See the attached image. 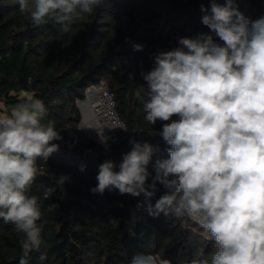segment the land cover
Returning a JSON list of instances; mask_svg holds the SVG:
<instances>
[{"label":"clouds","instance_id":"1","mask_svg":"<svg viewBox=\"0 0 264 264\" xmlns=\"http://www.w3.org/2000/svg\"><path fill=\"white\" fill-rule=\"evenodd\" d=\"M106 2L15 0L34 25L53 22L64 33ZM200 11L209 32L178 37L177 47L151 53L152 66L141 68L144 83L134 92L146 124H161L150 135L162 138L166 158L157 156L159 145L131 141L118 164L106 159L98 165L90 191L143 195L153 218L187 217L198 224L215 250L178 264H264V16L246 17L237 0H210ZM132 47L143 51L144 45ZM47 116L43 101L32 95L0 111V219L22 234L19 264H29L42 243L41 205L31 195L37 161L58 152L54 142L62 139ZM67 179L61 175L59 183ZM129 264L173 261L138 252Z\"/></svg>","mask_w":264,"mask_h":264},{"label":"trees","instance_id":"2","mask_svg":"<svg viewBox=\"0 0 264 264\" xmlns=\"http://www.w3.org/2000/svg\"><path fill=\"white\" fill-rule=\"evenodd\" d=\"M202 3L210 8V0H107L64 33L53 22L34 25L19 13L15 0H0V109L28 95L42 100L48 109L45 120H53L62 137L54 143L85 157L52 155L46 162L37 161L40 175L31 195L41 205L37 223L42 243L30 254L29 264H129L138 252L178 264L191 261L198 251L208 256L215 250L209 235L187 217L153 218L148 203L137 206L141 196L120 195L115 189L90 191L98 183V165L106 159L118 164L131 150V141L159 145L157 156L166 158L162 138L150 135L161 124H146L134 92L144 83L141 68L152 66L151 53L177 47L178 37L209 32L201 23ZM237 5L252 20L264 16V0H237ZM133 44L144 45L143 51H133ZM104 74L125 124L112 132L114 139L106 146L82 133L77 106L86 87ZM61 175L68 177L63 184ZM21 236L13 224L0 219V264H19ZM42 254L47 257L43 261Z\"/></svg>","mask_w":264,"mask_h":264},{"label":"built area","instance_id":"3","mask_svg":"<svg viewBox=\"0 0 264 264\" xmlns=\"http://www.w3.org/2000/svg\"><path fill=\"white\" fill-rule=\"evenodd\" d=\"M105 76L106 74L100 76L98 81L88 85L84 92V98L78 99L77 103L81 114L79 128L95 141L106 146L110 139H114L112 132L115 129L123 128L125 124L116 109L114 94L108 87ZM102 79L105 81L103 84L100 83ZM102 139H105L106 143H102ZM64 152L68 158L76 156L72 152ZM53 155L58 154L54 153ZM143 203L147 202L145 197L141 195L137 206Z\"/></svg>","mask_w":264,"mask_h":264},{"label":"rangeland","instance_id":"4","mask_svg":"<svg viewBox=\"0 0 264 264\" xmlns=\"http://www.w3.org/2000/svg\"><path fill=\"white\" fill-rule=\"evenodd\" d=\"M105 77H108V74L105 76ZM1 105V104H0ZM77 106H78V103H77ZM79 107V106H78ZM0 111H2L1 109H0ZM79 125V124H78ZM82 131V133L85 135V136H87V137H89V138H92L90 135H87L83 130H81ZM93 139V138H92ZM71 147V146H70ZM58 155H56V156H60V157H65V158H68L66 155H64V154H66L61 148L59 149V151L58 152H56ZM76 155V154H75ZM75 159H79V160H85V157L83 156V155H76L75 157H74Z\"/></svg>","mask_w":264,"mask_h":264},{"label":"water","instance_id":"5","mask_svg":"<svg viewBox=\"0 0 264 264\" xmlns=\"http://www.w3.org/2000/svg\"><path fill=\"white\" fill-rule=\"evenodd\" d=\"M79 108V107H78Z\"/></svg>","mask_w":264,"mask_h":264}]
</instances>
